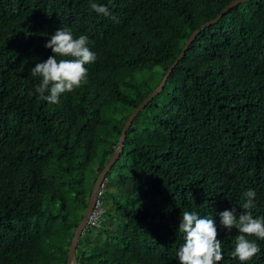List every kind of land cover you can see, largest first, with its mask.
Here are the masks:
<instances>
[{
    "label": "trees",
    "instance_id": "trees-1",
    "mask_svg": "<svg viewBox=\"0 0 264 264\" xmlns=\"http://www.w3.org/2000/svg\"><path fill=\"white\" fill-rule=\"evenodd\" d=\"M231 0H0V264H66L96 176L131 111L185 40ZM97 54L81 87L52 105L30 69L59 28ZM59 59V57H58ZM248 189L255 207L243 209ZM76 264H179L182 212L216 220L224 259L236 229L219 213L264 217V0L201 30L162 90L133 118ZM261 251L249 264H264Z\"/></svg>",
    "mask_w": 264,
    "mask_h": 264
},
{
    "label": "clouds",
    "instance_id": "clouds-1",
    "mask_svg": "<svg viewBox=\"0 0 264 264\" xmlns=\"http://www.w3.org/2000/svg\"><path fill=\"white\" fill-rule=\"evenodd\" d=\"M90 9L115 21L108 7L91 2ZM87 35L73 36L70 29L59 28L45 44L53 55L43 62H37L30 69L31 77L40 78L35 92L38 99L55 105L60 102L62 94L71 93L86 81L88 69L86 65L94 63L97 54L90 50ZM59 57V59H58ZM246 203L243 209L255 207L253 201L256 192L248 189L243 193ZM220 224L231 233L236 229L238 234L234 240L231 255L238 258L241 264H249L261 249L256 240L264 241V217L254 218L251 212L242 211L239 216L236 209L219 213ZM178 232L182 234V243L177 252L179 264H219L224 257L222 241L218 238L216 220L210 216L202 217L195 211H183Z\"/></svg>",
    "mask_w": 264,
    "mask_h": 264
},
{
    "label": "water",
    "instance_id": "water-1",
    "mask_svg": "<svg viewBox=\"0 0 264 264\" xmlns=\"http://www.w3.org/2000/svg\"><path fill=\"white\" fill-rule=\"evenodd\" d=\"M248 0H231L229 3H227L219 12L218 14L212 18L211 20L203 23L199 28L195 29L190 35L189 37L185 40L178 56L174 59V61L172 62V64L167 68V70L165 71V73L163 74L161 80L159 81V83L157 84V86L131 111V113L129 114L127 120L125 121L122 129H121V133L118 139V144L114 150V152L110 155V157L108 158L107 162L105 163V165L103 166V168L100 170V172L98 173V175L96 176V179L93 183L92 189H91V193H90V197L87 203V206L82 214L81 220L79 221L78 225L76 226L73 235L71 237V241L68 247V253H67V262L66 264H75V259H74V252L76 249V245H77V241L79 236L82 234V232L84 231L85 227H86V220L88 217V214L90 213V211L93 209L94 205H95V201L98 195V191L100 190V188H102L103 185V181L105 180V177L107 175V172L109 171V169L111 168V166L113 165V163L118 159L121 151L123 150L124 147V141H125V135L126 132L133 120V118L136 116V114L141 111L146 104L152 99L154 98L163 88L167 77L169 76L170 72L172 71V69L175 67V65L178 63V61L183 57L186 49L188 48V46L190 45V43L194 40V38L197 36V34L203 30L206 26L218 21V19L224 14L226 13L229 9H231L232 7H234L235 5L242 3V2H246Z\"/></svg>",
    "mask_w": 264,
    "mask_h": 264
},
{
    "label": "built area",
    "instance_id": "built-area-1",
    "mask_svg": "<svg viewBox=\"0 0 264 264\" xmlns=\"http://www.w3.org/2000/svg\"><path fill=\"white\" fill-rule=\"evenodd\" d=\"M101 189L98 191V195L95 201V205L93 207V209L90 211V213L88 214L87 220H86V226H98L99 224V216H100V212H101V200L99 198V195L101 193Z\"/></svg>",
    "mask_w": 264,
    "mask_h": 264
},
{
    "label": "rangeland",
    "instance_id": "rangeland-1",
    "mask_svg": "<svg viewBox=\"0 0 264 264\" xmlns=\"http://www.w3.org/2000/svg\"><path fill=\"white\" fill-rule=\"evenodd\" d=\"M100 218V217H99ZM98 224H100V222L98 223ZM76 264V263H75Z\"/></svg>",
    "mask_w": 264,
    "mask_h": 264
}]
</instances>
